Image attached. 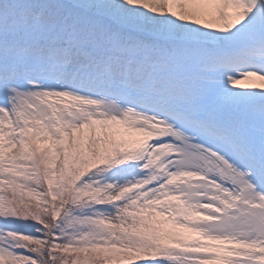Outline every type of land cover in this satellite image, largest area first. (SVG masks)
<instances>
[{"label":"rangeland","instance_id":"rangeland-1","mask_svg":"<svg viewBox=\"0 0 264 264\" xmlns=\"http://www.w3.org/2000/svg\"><path fill=\"white\" fill-rule=\"evenodd\" d=\"M260 52L264 0H0V264H264Z\"/></svg>","mask_w":264,"mask_h":264},{"label":"bare ground","instance_id":"bare-ground-1","mask_svg":"<svg viewBox=\"0 0 264 264\" xmlns=\"http://www.w3.org/2000/svg\"><path fill=\"white\" fill-rule=\"evenodd\" d=\"M153 7H150L148 10V13H155L156 11H154L153 9H152ZM157 17L159 18V15L157 14Z\"/></svg>","mask_w":264,"mask_h":264}]
</instances>
